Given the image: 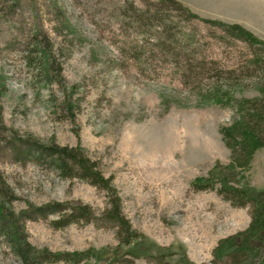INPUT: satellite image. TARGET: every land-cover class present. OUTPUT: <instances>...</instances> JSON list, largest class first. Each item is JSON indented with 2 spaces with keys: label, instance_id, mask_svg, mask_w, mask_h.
I'll use <instances>...</instances> for the list:
<instances>
[{
  "label": "rangeland",
  "instance_id": "obj_1",
  "mask_svg": "<svg viewBox=\"0 0 264 264\" xmlns=\"http://www.w3.org/2000/svg\"><path fill=\"white\" fill-rule=\"evenodd\" d=\"M2 1L0 111L6 128L44 143L79 145L98 160L119 191L124 214L145 236L143 250L164 246L175 252L169 258L174 264L184 258L214 264L219 240L247 228L250 208L191 184L216 163L230 162L224 131L237 120L243 99L262 96L258 76L243 72L252 65L253 48L224 36L219 26L172 13L183 43L175 58L161 53L155 27L146 36L118 10L128 2L146 8L145 0H23L13 8L12 0ZM179 1L202 18L241 25L264 41V0ZM37 33L46 43L30 53L25 42ZM189 63L205 71L192 77L184 71ZM219 71H232L241 83L230 86ZM67 98L73 115L63 110ZM0 174L17 197L16 210L50 201H81L97 212L106 205L103 190L30 159L15 161L7 148L0 150ZM240 178L264 189V147ZM50 219L25 222L40 249L100 253L118 243L112 227L79 222L54 228ZM0 264H21L2 239ZM135 264L151 263L141 256Z\"/></svg>",
  "mask_w": 264,
  "mask_h": 264
},
{
  "label": "trees",
  "instance_id": "obj_2",
  "mask_svg": "<svg viewBox=\"0 0 264 264\" xmlns=\"http://www.w3.org/2000/svg\"><path fill=\"white\" fill-rule=\"evenodd\" d=\"M4 1L7 0L2 2ZM12 1L11 8L16 7L23 0ZM145 2L147 5L143 9L128 2L118 10L123 12L125 18L132 19L131 22L140 31L146 33V36L151 34L149 29L154 26L153 39L161 53L175 58L178 54L176 50L183 43L181 35L184 34L170 19L172 13H176L179 18L197 19L219 26L225 33L224 36L244 41L253 48L252 65L244 68L243 72L246 78L252 73L258 76L262 96L243 99L238 109L237 120L224 131V141L231 152L230 162L216 163L206 176L195 178L191 188L194 191L214 190L232 206L250 208L251 220L247 228L219 240L213 250L214 264H264V189L257 190L242 182L240 178V171L250 167L257 149L264 147V41L241 25L202 18L179 0H158L157 2L145 0ZM30 39L25 42L26 48L31 50L30 53L46 43L44 35L39 33L34 34ZM138 46L134 45L131 48L134 53L137 52L136 56L142 53ZM28 58L29 62H34L32 56ZM200 70L205 71V68L202 65L194 66L190 63L184 66L185 73L192 77L197 76ZM219 79L230 80V86L241 83L239 76L232 71L228 74L219 71ZM62 107L64 111L73 115L70 98L63 101ZM7 130L0 111V137ZM7 132L3 141L0 140V150L7 148L15 161L26 163L30 159L38 165L55 170L61 178L85 181L103 190L106 196V205L100 212L81 201H50L40 205L29 203L25 208L16 210L13 204L17 197L0 174V239L21 264L57 262L135 264L141 256L151 264H174L169 258L175 252L167 247L158 246L153 251H145L141 248L145 236L133 227L124 214L122 198L112 177H107L100 162L91 158L81 146L60 145L55 141L44 143L34 137L24 138L14 131ZM38 219H50L54 228H64L79 222H93L97 225L112 227L115 229L118 243L110 249H102L100 253H94L91 249L84 251L40 249L30 242L25 225L27 220ZM175 264L195 263L184 258L181 263Z\"/></svg>",
  "mask_w": 264,
  "mask_h": 264
},
{
  "label": "crops",
  "instance_id": "obj_3",
  "mask_svg": "<svg viewBox=\"0 0 264 264\" xmlns=\"http://www.w3.org/2000/svg\"><path fill=\"white\" fill-rule=\"evenodd\" d=\"M185 2V1H184ZM191 5V4H190Z\"/></svg>",
  "mask_w": 264,
  "mask_h": 264
}]
</instances>
